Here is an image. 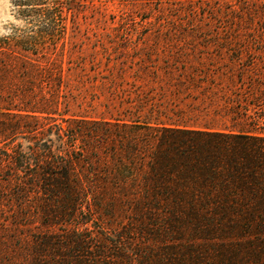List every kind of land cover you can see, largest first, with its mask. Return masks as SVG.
Instances as JSON below:
<instances>
[{
    "label": "rangeland",
    "instance_id": "374dc122",
    "mask_svg": "<svg viewBox=\"0 0 264 264\" xmlns=\"http://www.w3.org/2000/svg\"><path fill=\"white\" fill-rule=\"evenodd\" d=\"M17 1L0 0V264H217L223 199H51L37 175L49 151L79 157L69 124L264 132V0H68L51 30ZM234 205V264H257L264 199Z\"/></svg>",
    "mask_w": 264,
    "mask_h": 264
},
{
    "label": "trees",
    "instance_id": "16d2710c",
    "mask_svg": "<svg viewBox=\"0 0 264 264\" xmlns=\"http://www.w3.org/2000/svg\"><path fill=\"white\" fill-rule=\"evenodd\" d=\"M68 2L25 0L16 6L36 13L51 30L56 13L61 16L71 10ZM96 124L83 123L80 131L68 125L73 143L67 146L79 156L75 160L56 163L52 151L45 155L46 167L37 175L45 195L85 199L94 195L87 188H94L98 196L108 199H223L219 233L211 239L215 248L209 247L207 256L213 252L211 259L217 264H234L240 244L229 212L234 210L235 199H264V132L252 129L251 124L233 130L192 128L138 118L117 123V130L107 134ZM73 165L85 167L81 179ZM259 227L261 259L257 264H264V217ZM203 253V248L193 249L184 258L199 261Z\"/></svg>",
    "mask_w": 264,
    "mask_h": 264
}]
</instances>
